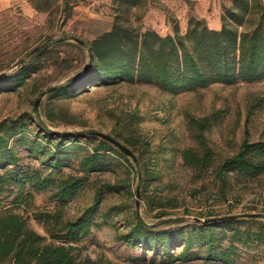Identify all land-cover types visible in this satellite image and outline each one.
<instances>
[{
  "label": "rangeland",
  "instance_id": "rangeland-1",
  "mask_svg": "<svg viewBox=\"0 0 264 264\" xmlns=\"http://www.w3.org/2000/svg\"><path fill=\"white\" fill-rule=\"evenodd\" d=\"M246 2L254 24L264 16V0H0V75L24 65L29 73L20 86L0 83V135L8 141L0 173L17 168L54 180L87 176L78 196L66 202L54 198V188L5 186L0 209L19 214L52 241L35 215L85 217L101 190L92 216L99 227L77 244L76 264H264V240L256 236L264 226V174L217 171L245 140L264 141V78L169 92L153 83L89 77L95 66L90 46L115 24L164 37L176 28L184 34L192 19L220 30L227 10ZM205 119L202 135L215 159L200 171L183 152L200 153ZM74 132L80 136L57 137ZM95 132L135 156L113 145L99 152L97 171L85 172L84 159L103 149L104 138ZM230 216L236 217L203 222ZM139 222L148 244L130 242Z\"/></svg>",
  "mask_w": 264,
  "mask_h": 264
},
{
  "label": "trees",
  "instance_id": "trees-1",
  "mask_svg": "<svg viewBox=\"0 0 264 264\" xmlns=\"http://www.w3.org/2000/svg\"><path fill=\"white\" fill-rule=\"evenodd\" d=\"M240 8L238 11L227 10L220 30L210 29L203 19H192L184 34L179 33L176 28L174 35L164 37L152 30L139 34L128 27L115 24L111 31L95 39L90 46L91 59L95 61L90 80L119 79L153 83L169 92H177L185 87L204 88L215 82L234 84L239 81H258L264 78V16L261 15L253 24L249 17V4L246 2ZM28 74V67L24 65L16 72L0 77V83L20 86ZM206 122L205 119L199 135L202 138L200 153L192 149L183 152L185 161L200 171L209 168L215 159L202 135ZM49 133L53 135L52 131ZM79 133H59L57 137L75 138L80 136ZM102 145L103 149L97 148L84 159L85 172L97 171L96 166L101 157L99 152L110 150L114 144L103 139ZM6 148L8 141L0 135V159ZM16 162L17 159L13 157L9 164L14 165ZM5 165L0 166V170ZM217 171L220 176L228 173L243 177L264 174V141L251 143L245 140L235 155L218 165ZM86 184L87 176L71 175L54 180L42 178L37 172L25 173L17 168L0 173V191L9 185H14L21 191L27 185H31L36 191L54 188V198L63 202L76 198ZM101 196L100 190L94 203L86 209L85 217L75 220L63 221L59 214H36V219L43 221L52 241L33 229L19 214L11 212L9 208L0 209V263L76 264L77 244L93 228L99 227V224L92 222V216L98 210ZM26 197L32 198L33 195L27 193ZM143 225L139 222L133 227L128 234L130 242L148 244V240L139 235ZM169 233L163 232L165 248H169L171 244L168 242ZM256 236L258 240H264V226ZM173 241L172 239L171 242L174 243ZM188 244L187 241V248ZM219 260L228 263L225 257H220Z\"/></svg>",
  "mask_w": 264,
  "mask_h": 264
},
{
  "label": "water",
  "instance_id": "water-1",
  "mask_svg": "<svg viewBox=\"0 0 264 264\" xmlns=\"http://www.w3.org/2000/svg\"><path fill=\"white\" fill-rule=\"evenodd\" d=\"M6 74H1L0 77H3L5 76ZM55 88H52L50 90H53ZM40 99L37 100L36 102V106L38 105ZM97 135L103 137L104 139L108 140L109 142L113 143L116 147H118L121 151H123L124 153H126L127 155H130V156H135L133 151L128 148L127 146H125L124 144H122L119 140L107 135V134H103V133H99V132H95ZM139 194V193H138ZM253 216H258L257 214H253ZM236 216H230V217H219V218H211V219H208V220H205L203 222L205 223H210V222H213V221H217V220H225V219H230V218H234Z\"/></svg>",
  "mask_w": 264,
  "mask_h": 264
}]
</instances>
